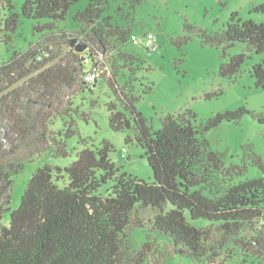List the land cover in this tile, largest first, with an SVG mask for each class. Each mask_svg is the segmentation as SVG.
Segmentation results:
<instances>
[{
    "label": "trees",
    "instance_id": "16d2710c",
    "mask_svg": "<svg viewBox=\"0 0 264 264\" xmlns=\"http://www.w3.org/2000/svg\"><path fill=\"white\" fill-rule=\"evenodd\" d=\"M76 2L24 0L20 16L37 23L47 21L36 27L43 33L53 29V22L63 20ZM105 3L87 0L74 19L90 24L94 39L103 46L112 37L124 43L128 32L112 27L109 18L102 19ZM7 9H12L10 3ZM17 17L9 15L5 32L16 29ZM199 36L203 45L223 52L241 43L255 54H264V24L242 21L236 13L223 30L199 31ZM72 49L66 62L51 67L49 61L37 60L33 48L14 53L0 64V220L10 212L12 178L24 161L46 152L67 156L65 141L75 134L73 120L64 123L62 132L51 127L55 118L68 116L73 94L85 87L86 58ZM85 53L91 63L99 56L90 47ZM245 59L244 54L229 56L219 65V75L235 77ZM115 68L106 83L122 110L108 106L109 128L125 131V144L143 150L153 182L120 174L109 158L114 151L110 143L104 141L95 148L83 141L84 148L68 167L45 164L31 176L19 207L0 230V264H144L150 256L153 264H164L163 255L153 253L158 239H165L174 253L202 264H264V164L252 155L251 163L262 176L233 184L244 173L245 164L225 168L205 138L222 122H236L249 112L240 108L218 113L196 128L190 121L195 115L187 110L163 117L153 130L135 108L151 86L136 89L132 70L122 76L119 86L116 77L121 68ZM251 77L255 87L264 91L263 65H254ZM64 90L73 92L69 103L62 99ZM252 116L264 124V113ZM20 149L26 150L22 159L17 158ZM63 180L66 183L60 187ZM187 215L192 221H206V226H192ZM131 229L148 236L138 251L127 243Z\"/></svg>",
    "mask_w": 264,
    "mask_h": 264
},
{
    "label": "rangeland",
    "instance_id": "374dc122",
    "mask_svg": "<svg viewBox=\"0 0 264 264\" xmlns=\"http://www.w3.org/2000/svg\"><path fill=\"white\" fill-rule=\"evenodd\" d=\"M24 0H0V64L14 54L33 48L38 61H49L48 67L63 64L71 56V39L84 40L87 47L98 53L93 60L101 66L102 74L93 87L85 86L73 94L68 116L57 117L51 129L62 132L64 123L73 120L75 134L66 142V157H57L46 152L23 163L22 170L12 178L10 191V212L0 220V230L9 224V215L16 210L23 193L35 171L47 164L66 168L76 157L77 151L88 147L98 148L101 143H110L114 151L109 158L120 174L126 173L148 183L153 182V174L144 157L143 150L135 144H125L127 133L114 132L108 124V106L114 104L122 110L106 80L113 76L115 67L120 69L116 77L122 85V76H129L131 70L136 80L134 87L141 89L151 86V92L143 94L135 104L136 110L147 120L153 129L159 128V121L167 115H178L190 111L195 115L192 125H200L218 113L244 108L249 113L236 122H222L209 130L205 138L209 148L222 161L225 168L241 167L244 173L233 180V184L260 178L262 174L251 162L252 155L258 156L264 164V124H260L252 114L264 113V91L255 87L251 69L261 64L264 68V54H255L245 44L236 43L223 52L221 49L203 45L199 31L215 33L224 29L231 15L236 13L242 21L264 24V0H106L102 19H108L112 27L126 30L124 43L115 37L99 44L92 35L90 24L75 21V15L83 11L87 0H77L66 12L63 20L53 22L50 31L37 32V23L20 16ZM12 6L7 9V4ZM10 14H17L14 31L5 32V20ZM61 34H73L71 38ZM147 34H152L153 46L146 49L140 42ZM46 35L45 37H43ZM73 50V49H72ZM86 58L83 70L91 67V57ZM244 54L245 62L233 78L219 75V65L229 56ZM63 101L70 102L73 92L63 91ZM209 96V97H207ZM25 149L17 155L22 159ZM66 180L59 182V186ZM187 221L194 227L206 226V221ZM148 236L143 230L131 229L127 233V243L138 251ZM165 239H158L156 250L163 255L164 264H202L173 252ZM150 256L144 264H153Z\"/></svg>",
    "mask_w": 264,
    "mask_h": 264
},
{
    "label": "built area",
    "instance_id": "2783aa9c",
    "mask_svg": "<svg viewBox=\"0 0 264 264\" xmlns=\"http://www.w3.org/2000/svg\"><path fill=\"white\" fill-rule=\"evenodd\" d=\"M137 43H142L146 49H149L153 46V43L155 41L152 34H147L143 40L138 41L136 39H133ZM102 73L101 66H99L97 63H91V67L89 70L85 72V74L82 77V83L84 86L91 87L93 86L96 81L98 80L100 74Z\"/></svg>",
    "mask_w": 264,
    "mask_h": 264
},
{
    "label": "water",
    "instance_id": "95a60500",
    "mask_svg": "<svg viewBox=\"0 0 264 264\" xmlns=\"http://www.w3.org/2000/svg\"><path fill=\"white\" fill-rule=\"evenodd\" d=\"M70 47L73 48L75 52L79 54L87 50L86 44L78 38H74L70 41Z\"/></svg>",
    "mask_w": 264,
    "mask_h": 264
}]
</instances>
